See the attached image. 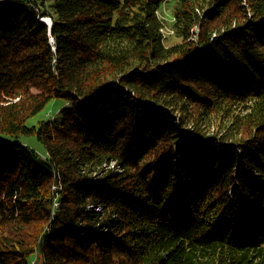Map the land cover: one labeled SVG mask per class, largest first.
<instances>
[{"label":"trees","instance_id":"obj_1","mask_svg":"<svg viewBox=\"0 0 264 264\" xmlns=\"http://www.w3.org/2000/svg\"><path fill=\"white\" fill-rule=\"evenodd\" d=\"M0 167V264H264V0H0Z\"/></svg>","mask_w":264,"mask_h":264},{"label":"rangeland","instance_id":"obj_2","mask_svg":"<svg viewBox=\"0 0 264 264\" xmlns=\"http://www.w3.org/2000/svg\"><path fill=\"white\" fill-rule=\"evenodd\" d=\"M34 1H36L37 3H39L41 6H43V2L44 1H45V3H46L47 6H50V3H51V0H34ZM42 21H44L45 23L48 22L45 19H43ZM47 25L49 26V24H47ZM66 105H69V104H66ZM53 116H54V113H51V115L49 116V118H53ZM29 141L36 148H42L43 147V144L40 141H38L36 137H30L29 138ZM0 171H1V167H0ZM236 220H237V222L235 223V227L238 228L239 231H240V228L242 226L241 223H240L241 217L240 216H237Z\"/></svg>","mask_w":264,"mask_h":264},{"label":"water","instance_id":"obj_3","mask_svg":"<svg viewBox=\"0 0 264 264\" xmlns=\"http://www.w3.org/2000/svg\"><path fill=\"white\" fill-rule=\"evenodd\" d=\"M48 22H49V23H48ZM48 22H46V24H49V27L51 28V27H52V21H51V19H50ZM44 236H45V235L42 236L41 246L43 245Z\"/></svg>","mask_w":264,"mask_h":264},{"label":"bare ground","instance_id":"obj_4","mask_svg":"<svg viewBox=\"0 0 264 264\" xmlns=\"http://www.w3.org/2000/svg\"><path fill=\"white\" fill-rule=\"evenodd\" d=\"M40 20H43V19H45L46 21H49L50 20V18H49V16H46V17H42V18H39ZM99 208V207H98Z\"/></svg>","mask_w":264,"mask_h":264}]
</instances>
